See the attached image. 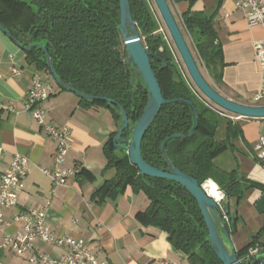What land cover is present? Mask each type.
<instances>
[{"label": "crops", "instance_id": "1", "mask_svg": "<svg viewBox=\"0 0 264 264\" xmlns=\"http://www.w3.org/2000/svg\"><path fill=\"white\" fill-rule=\"evenodd\" d=\"M148 1L164 24L154 1ZM167 2L199 69L201 65L207 74L206 79L227 99L257 106L253 97L261 88L262 74L256 62L254 42L264 39V29L248 25L238 8L239 0H200L193 8L214 20L226 63L222 86L215 85L203 67L185 28L183 15L189 10V3ZM13 69H18L20 74L12 75ZM37 76L54 86V92L42 105L46 121L56 127L68 128L72 133L73 146L65 157L64 168L76 173L65 185L56 188L42 169H53L58 143L39 125L25 104ZM216 110L220 114L215 135L218 143L227 140L230 121L241 129V133L230 140L231 148L218 155L214 165L226 174L236 173L237 187L243 188L250 182L264 186V163L257 159L256 152L260 138L264 136V120L238 116L220 108ZM121 125L109 109L84 107L79 96L61 90L53 77L30 62L27 52L0 29V147L4 150L0 177L16 154L30 161L18 205L2 209L5 224L0 228V245L6 235L22 232L21 225L15 222L17 215L49 205L46 229L58 237L83 240L101 263L190 264L174 249L165 232L138 218L150 205L145 193H136L128 187L115 198L94 199L98 190L116 178V169L107 166L104 148ZM263 195L262 190L251 187L245 190L241 200L226 196L224 205L229 204L228 217L235 227L231 239L237 253L264 227V214L256 208ZM34 247L54 259L67 252L66 248L41 239L34 241ZM29 257L30 253L20 256L9 248H0L3 264H30Z\"/></svg>", "mask_w": 264, "mask_h": 264}, {"label": "trees", "instance_id": "2", "mask_svg": "<svg viewBox=\"0 0 264 264\" xmlns=\"http://www.w3.org/2000/svg\"><path fill=\"white\" fill-rule=\"evenodd\" d=\"M173 1L189 3L190 8L183 15L185 28L203 67L215 85L222 86L226 63L213 18L193 10L200 0ZM130 4L144 46L168 64L164 69L160 61L152 59V68L164 98L190 101L198 112L199 124L194 135L168 143L166 151L172 164L198 180L200 185L209 179L215 181L227 198L241 200L245 190L251 187L264 192L263 185L253 182L243 188L237 187L236 173L226 174L214 165V159L231 148L230 140L239 136L241 129L230 121L227 140L216 141L220 114L194 93L196 87L183 64L179 66L175 62L167 42L156 34L159 25L148 0H130ZM120 15L119 0H0V25L22 48L33 46L27 52L28 60L53 77L47 51L58 79L81 94L115 101L127 113L129 127L123 139L130 140L133 127L148 103L149 92L142 78L125 62L127 52L119 31ZM81 103L87 108L105 107L119 124L123 123L120 109L112 104L85 99H81ZM193 127L194 116L187 103L164 105L142 141L145 161L152 167L165 168L161 152L163 141L174 134L187 135ZM116 134L104 148L107 166L116 169V178L98 190L94 199L115 198L128 187L136 193H145L150 205L138 218L165 232L174 249L190 264H222L211 247L209 232L196 200L172 181L142 176L131 164L128 153L116 149L113 142ZM225 206L229 207L228 202ZM226 227L230 235L235 233L231 219ZM263 238L264 227L238 252L242 264H252L254 259H247L249 249L264 248Z\"/></svg>", "mask_w": 264, "mask_h": 264}, {"label": "water", "instance_id": "3", "mask_svg": "<svg viewBox=\"0 0 264 264\" xmlns=\"http://www.w3.org/2000/svg\"><path fill=\"white\" fill-rule=\"evenodd\" d=\"M153 1L165 23V26L168 29L169 34L171 35L190 78L204 97L212 104L226 112L246 118L264 119V106H247L238 104L221 95L207 82L199 69V66L184 38V35L182 34L167 0ZM119 2L121 13L119 31L127 52L125 62L129 68H134L136 73L144 81V84L149 92L148 103L143 111V114L133 127L132 138L130 140L123 139V134L129 127V119L126 111L121 106L108 98L76 92L71 86L58 79L54 70L53 61L46 51L48 67L51 70L58 86L76 94L81 99L109 103L120 109L123 117V123L113 140L116 149L128 153L131 164L137 167L142 176L165 179L185 188L199 205L209 232L211 247L219 260L222 264H242L238 257V253L232 244L231 235L226 227L224 216L219 205L211 196L207 194L198 180L179 170L172 164L166 151V147L170 141L176 139L185 140L194 135L199 124L197 109L190 101H186L184 99L166 100L164 98L162 89L152 68V59L160 61L164 69L168 67V64L160 56L150 53L149 49L144 46L141 34L132 16L130 0H119ZM0 29L16 42L13 36L2 25H0ZM32 48L33 46L23 47L26 52L31 51ZM39 48L45 49L43 46H39ZM182 102L187 103L193 112L194 127L187 135L174 134L165 139L161 145V152L166 163V167L163 169L152 167L145 161L142 155V141L160 114L164 105ZM256 208L260 214H264V195L258 201ZM223 211L226 216H229V207L224 206ZM227 244H229V247ZM252 264H264V250L260 251L255 256Z\"/></svg>", "mask_w": 264, "mask_h": 264}, {"label": "built area", "instance_id": "4", "mask_svg": "<svg viewBox=\"0 0 264 264\" xmlns=\"http://www.w3.org/2000/svg\"><path fill=\"white\" fill-rule=\"evenodd\" d=\"M238 8L244 13L250 27L260 26L264 29V0H239ZM151 9L159 25L156 34L164 38L175 58V62L180 66V63L183 61L177 49H175L176 51L174 50L175 46L173 47L171 44L172 39L168 33L167 27L164 25L165 23L162 24L152 5ZM254 50L256 62L262 74V85L259 91L254 95L253 101L255 103H264V39L254 42ZM19 74L20 71L18 69H13L12 75L18 76ZM193 91L199 98H203L208 106L215 110L218 108L208 101L197 87L193 89ZM53 92L54 86L43 81L41 76H37L33 81L32 88L27 96L25 104L27 110L32 113L39 125L58 143L57 152L53 161V169H42V172L50 178L53 186L56 188L65 185L68 178L75 175L76 171L64 168L65 157L73 146L71 131L68 128L56 127L46 121V114L42 105L49 99ZM256 152L257 159L264 163V136L260 138L259 144L256 147ZM3 154L4 150L0 147V159ZM29 165L30 161L27 157L16 154L11 165L0 177V228L5 224L2 209L14 208L19 203V194L25 187V178L29 172ZM208 181L210 180L202 184L203 188ZM218 191L222 194V198L219 201H215L223 213L224 221L229 223L230 219L223 211L226 196L219 187ZM48 208L49 205L33 208L17 215L15 217V222L21 225L22 232L16 235H6L5 241L0 245V248H9L20 256L30 253L28 259L30 264H106L98 261L89 251L83 240L64 236L58 237L48 231L45 227ZM36 239H41L55 246L64 247L67 249V252L59 259L51 258L35 249L34 241ZM262 250H264L263 247H253L249 250L247 259H254ZM0 264H3L1 259Z\"/></svg>", "mask_w": 264, "mask_h": 264}, {"label": "bare ground", "instance_id": "5", "mask_svg": "<svg viewBox=\"0 0 264 264\" xmlns=\"http://www.w3.org/2000/svg\"><path fill=\"white\" fill-rule=\"evenodd\" d=\"M257 106H264V103H256ZM206 192L211 196L214 200L219 201L222 198V194L218 191V186L213 181H208L204 186Z\"/></svg>", "mask_w": 264, "mask_h": 264}, {"label": "rangeland", "instance_id": "6", "mask_svg": "<svg viewBox=\"0 0 264 264\" xmlns=\"http://www.w3.org/2000/svg\"><path fill=\"white\" fill-rule=\"evenodd\" d=\"M159 12V11H158ZM160 14V13H159ZM161 16V15H160ZM162 18V17H161ZM164 22V21H163ZM168 30V29H167ZM169 33V32H168ZM170 37H171V35H170ZM172 39V38H171ZM171 44H172V46L174 47L175 46V44H174V42H173V40L171 41ZM176 49V46L174 47V50ZM176 51V50H175ZM197 55V54H196ZM198 62H199V60H198ZM183 63V62H182ZM200 63V62H199ZM201 64V63H200ZM183 65H184V63H183ZM184 68H185V65H184ZM200 69H201V71H202V74H203V76L205 77V79L206 78H208V76H207V74L205 73V71H204V69L201 67V65H200ZM185 70H186V68H185ZM186 72H187V70H186ZM187 74H188V72H187ZM188 77H189V79H190V81L193 83V81H192V79L190 78V76H189V74H188ZM209 83H210V81L208 80V79H206ZM194 84V83H193ZM204 184V183H203ZM226 223V222H225ZM228 245V247H229V244H227ZM262 247V246H261ZM250 249H252V248H250ZM249 249V250H250Z\"/></svg>", "mask_w": 264, "mask_h": 264}]
</instances>
